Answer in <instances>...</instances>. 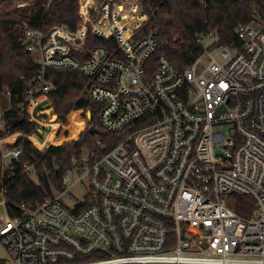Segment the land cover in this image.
Here are the masks:
<instances>
[{
  "label": "built area",
  "instance_id": "obj_1",
  "mask_svg": "<svg viewBox=\"0 0 264 264\" xmlns=\"http://www.w3.org/2000/svg\"><path fill=\"white\" fill-rule=\"evenodd\" d=\"M62 1L45 0L44 9ZM79 16L76 27L21 24L39 69L17 105L35 127L0 134V154L12 177L23 152L9 144L24 137L43 153L70 136L51 106V69L92 82L88 97L111 139L76 158L42 202L17 205L19 215L8 214L1 188L0 246L9 259L0 261L264 264V23L239 27L238 47L199 37L203 53L179 71L156 55L140 0H79ZM234 197L253 201L248 215L233 208Z\"/></svg>",
  "mask_w": 264,
  "mask_h": 264
},
{
  "label": "trees",
  "instance_id": "obj_2",
  "mask_svg": "<svg viewBox=\"0 0 264 264\" xmlns=\"http://www.w3.org/2000/svg\"><path fill=\"white\" fill-rule=\"evenodd\" d=\"M14 0H0V7L11 4ZM102 3L104 0H98ZM145 12L149 15L147 29H153L158 39L156 55L166 56L171 63L183 71L192 65L203 53V45L198 41L201 36L213 33L217 40L211 47L241 45L237 30L242 25L264 23V0H140ZM45 0H35L25 7H13L0 13V93H11V106L2 114L0 134L5 131L11 134H30L34 124L27 119L25 111L17 103V97L27 90L34 80L39 63L25 49L23 40L26 36L21 27L28 22L35 28L55 25L76 27L80 22L79 0H64L53 3L49 10L44 9ZM92 49L89 43L88 51ZM47 79L52 83L50 94L51 106L63 122L70 136L63 135L56 144L41 153L27 138H19L9 144V149H21V162L15 175L6 172L0 154V191L5 190L8 214L19 215L17 205L25 202L36 204L42 202L51 193V184L60 183L65 170L71 167L76 158H80L89 149H94L99 140L108 142L111 136L100 124V106L88 97L92 82L79 71L51 69ZM75 110H90L92 120L83 131L84 112L68 116ZM58 126L52 127L48 139L52 140ZM79 140L71 141L73 136ZM70 141V142H68ZM67 142V143H65ZM27 165L38 172L35 181ZM60 170L54 172V166ZM53 171L52 176L45 174V169ZM233 208L242 215H248L253 209V201L245 197H234ZM0 264H7L0 261Z\"/></svg>",
  "mask_w": 264,
  "mask_h": 264
},
{
  "label": "rangeland",
  "instance_id": "obj_3",
  "mask_svg": "<svg viewBox=\"0 0 264 264\" xmlns=\"http://www.w3.org/2000/svg\"><path fill=\"white\" fill-rule=\"evenodd\" d=\"M25 1L31 3L34 0H25ZM13 7H15L14 2H12L11 4H8V5L1 6L0 7V13L6 11L9 8H13ZM215 53H216V51H215V49H213L212 52H211V54H215ZM10 106H11V101H10L9 97L6 94H4V93H0V116L3 113H5L6 111H8L10 109ZM83 112L85 114V117H83V119L85 120V123L83 125L84 129L81 132V134L88 128L89 122L92 120V117H93L91 112L89 113V111H85V110H83ZM81 113L82 112H80V111H73L68 116V119L72 115L81 114ZM81 134H80V136H73L71 138V141L79 140L80 137H81ZM68 142H70V141H68ZM65 143H67V142H65ZM75 193L76 194H80V192H77V191ZM226 202L228 203L229 206H231L230 205V203H231V199L230 198H226ZM3 215H4V210L3 209H0V216H3ZM0 257L1 258H4V259H9V256H8L6 250L3 247H1V246H0Z\"/></svg>",
  "mask_w": 264,
  "mask_h": 264
},
{
  "label": "bare ground",
  "instance_id": "obj_4",
  "mask_svg": "<svg viewBox=\"0 0 264 264\" xmlns=\"http://www.w3.org/2000/svg\"><path fill=\"white\" fill-rule=\"evenodd\" d=\"M80 112H83V110H79ZM54 142L56 143L57 142V140H54Z\"/></svg>",
  "mask_w": 264,
  "mask_h": 264
}]
</instances>
